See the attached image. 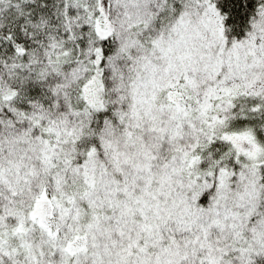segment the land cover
<instances>
[{"label": "snow or ice", "instance_id": "6c2138e0", "mask_svg": "<svg viewBox=\"0 0 264 264\" xmlns=\"http://www.w3.org/2000/svg\"><path fill=\"white\" fill-rule=\"evenodd\" d=\"M0 264H264V0H0Z\"/></svg>", "mask_w": 264, "mask_h": 264}]
</instances>
